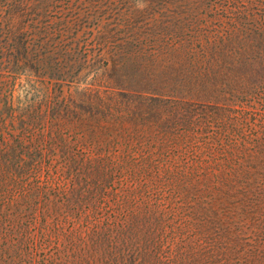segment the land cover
Instances as JSON below:
<instances>
[{"label": "trees", "instance_id": "trees-1", "mask_svg": "<svg viewBox=\"0 0 264 264\" xmlns=\"http://www.w3.org/2000/svg\"><path fill=\"white\" fill-rule=\"evenodd\" d=\"M40 1L46 13L54 1V13L60 15L54 23V34L60 37L57 43L54 40V63L50 57H26L29 48L30 53L38 51L36 27L29 43L24 27L25 18L36 13L35 0H0V192L12 185L19 188V179L41 166L43 153L41 140L31 129L41 121L39 115L33 110L16 112L8 85L38 66L48 71L49 79L65 81L82 63L70 58L80 42H67V36L73 28H81L84 19L98 23L101 19L102 13L83 11L94 8L91 0ZM147 1L140 13L154 18L153 37L134 35L109 47L106 37L101 38L105 32H100L97 44L108 66L94 76L96 89L75 86L76 91L57 101L54 120H67L63 111L73 119L98 122L142 120L175 137L199 121L225 125L202 138L196 161L184 163L182 169L191 174L179 168L177 176L187 191L206 184L217 193L238 190L242 207L236 215L251 217L252 237L243 254L235 251L236 240L213 202L202 203L192 217L205 216H198V229L205 236L213 232L206 238V249L178 245L162 262L158 248H152L151 225L157 224V213L143 202L120 214L114 210L104 225L77 230L78 237L70 235L67 247L58 250L57 264H233L232 257L237 264H264V113L258 112L264 105V0ZM141 74L146 76L141 83L144 90L126 85ZM101 88L117 90L102 96ZM203 103L210 104L212 111L204 113ZM55 141L71 180L66 206L84 208L100 195L102 165L86 162L61 137ZM203 152L212 158L205 169L207 162L199 160ZM180 186L171 185L169 192ZM12 213L15 219L11 208L0 207V264H27L20 255L23 243L15 239L23 229L21 222L16 223L21 209L15 207Z\"/></svg>", "mask_w": 264, "mask_h": 264}, {"label": "rangeland", "instance_id": "rangeland-1", "mask_svg": "<svg viewBox=\"0 0 264 264\" xmlns=\"http://www.w3.org/2000/svg\"><path fill=\"white\" fill-rule=\"evenodd\" d=\"M148 2L91 0L94 8L90 11L83 8V11L87 14L102 13L100 23L84 19L81 28H73L70 36H67V42L73 39L80 42L78 52H74L75 55L70 58L72 61L76 57L78 60L80 58L81 66H74L75 71L63 82L49 79L48 71L38 66L33 71L28 69L21 78L8 85L16 112L30 113L33 110L41 120L31 127L34 137L41 140V166L20 178L19 188L12 185L0 192V207L9 210L11 208L12 219H15L12 210L15 207L21 209L16 223L21 222L23 229L15 239L23 243L20 255L27 264L59 263L58 250L63 251L67 247L70 235H76L77 230H85V227L104 225L114 210H118L117 213L120 214L132 204L136 206L143 202L149 204L152 212L157 213V224L153 221L151 225L155 230L152 235V248H158L162 262H167L166 259L178 245L206 249V238L213 232L207 236L203 235L198 229V216L202 215L198 214L197 219L192 217V213H195L197 206L202 203L213 202L227 231L231 232L236 240L232 243L236 247L235 251L243 254L244 246L252 237L251 217L239 219L236 215L242 207L241 198L237 195L238 190L227 193L225 188L221 193H217L213 185L206 184L197 185L187 191L183 189L182 180L177 176L179 168L186 174H191L188 168L182 169L184 163L190 164L198 159L196 152L201 147L202 138L221 125L199 121L189 128L185 126L183 130L180 129V136L175 137L171 133L166 134L153 123L142 120L120 123L107 119L98 122L87 118L73 119L65 111L62 115L67 116V120H54L57 101L61 102L64 97L76 91L75 86H79L78 90L96 89L93 85L94 76L108 66L106 59L100 56L102 53L97 44L96 37L100 32H105V36L102 34L101 38L106 37L105 41L109 47L118 45L134 35L153 37L154 18L140 13ZM33 5L37 6L36 13L25 18L24 27L28 43L32 39L30 33L34 31L33 26L36 27L34 41L38 45V51L30 53L29 48L26 57L28 60L34 56L50 57L54 63V40L56 43L60 40V37L54 34V23L60 15L54 13V1L47 13L42 1L35 0ZM101 5L104 7H100ZM155 18L159 19V16ZM145 80L146 76L141 74L126 85H132L135 90H144V84L141 83ZM109 90L112 92L117 89H103L100 95H108ZM203 104L200 106L204 113L212 111L210 104ZM227 109L232 110L229 107ZM259 110L258 112L264 113V105H260ZM223 127L225 125L221 128ZM58 137L73 151L80 153L86 162L92 161L102 165L104 176L100 195L96 196L93 202H89V205H84V208L71 210L66 206V195L72 188L71 180L65 174L64 156L55 144ZM199 160L207 162L204 169L212 162L207 152H203ZM171 185L182 186L178 191L170 193ZM209 208L210 205H207L206 209ZM204 217L202 216V219ZM232 258L233 264L239 263L237 258Z\"/></svg>", "mask_w": 264, "mask_h": 264}]
</instances>
